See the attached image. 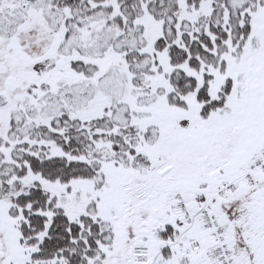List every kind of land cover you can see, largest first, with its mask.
I'll use <instances>...</instances> for the list:
<instances>
[{
	"label": "snow or ice",
	"instance_id": "6c2138e0",
	"mask_svg": "<svg viewBox=\"0 0 264 264\" xmlns=\"http://www.w3.org/2000/svg\"><path fill=\"white\" fill-rule=\"evenodd\" d=\"M0 264H264V0H0Z\"/></svg>",
	"mask_w": 264,
	"mask_h": 264
}]
</instances>
